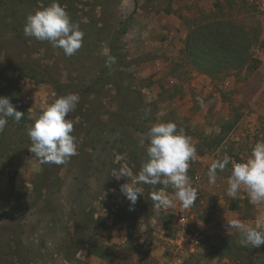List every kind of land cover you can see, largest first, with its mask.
Here are the masks:
<instances>
[{
	"label": "rangeland",
	"instance_id": "obj_1",
	"mask_svg": "<svg viewBox=\"0 0 264 264\" xmlns=\"http://www.w3.org/2000/svg\"><path fill=\"white\" fill-rule=\"evenodd\" d=\"M51 3L0 0V97L9 98L24 114L19 123L9 118L0 132V155L8 163L0 166L12 167L15 163L8 161L32 154L27 128L56 98L68 94L79 96L75 111L66 117L74 121L77 155L63 165L37 163L40 173L32 174L17 210L0 217L5 220L0 224V264H236L212 257L209 248L226 237L241 246L240 234L225 227L236 215L234 208L242 209L243 216L238 213L236 219L243 222L256 221L258 214L248 199L242 206L208 209L216 207L220 189L228 187L231 164L217 173L215 184L206 175L211 161L223 157L212 154L217 139L226 137L224 132L196 134V153L203 161H190L188 176L200 195L189 209L177 203L157 212L150 193L159 191L163 187L159 185H140L142 195L130 205L120 191L130 178H117L124 166L134 175L139 171L146 158L145 133L154 124L174 122L187 136H194L193 123L198 126L201 107L199 91L191 86L196 78L212 80L213 93L233 95L222 83L237 85L250 75L200 74L182 50L187 33L198 24L223 22L230 31L255 27L262 19L254 1L58 0L84 33L82 47L71 57L23 33L26 17ZM171 12L177 19L172 25L179 23L173 34L160 19ZM109 55L116 63L106 67ZM188 95L191 99H185ZM188 102L191 105L186 106ZM233 102L224 124L215 122L229 129L227 140L237 146L232 145L228 156L242 163L238 151L250 155L254 144L264 141V114L250 115L253 109L237 96ZM187 122L191 126L184 127ZM167 191L173 195L171 187ZM117 215H124V220H117ZM182 216L183 225L178 221ZM99 220L104 227L97 229ZM85 242L100 246L104 258L94 255ZM247 249L248 255L234 251L231 259L240 255L244 264H264V245Z\"/></svg>",
	"mask_w": 264,
	"mask_h": 264
},
{
	"label": "clouds",
	"instance_id": "obj_2",
	"mask_svg": "<svg viewBox=\"0 0 264 264\" xmlns=\"http://www.w3.org/2000/svg\"><path fill=\"white\" fill-rule=\"evenodd\" d=\"M23 33L37 41H46L53 48H59L66 57H71L82 47L84 33L79 24L73 22L65 7L52 0L29 14L25 19ZM116 63V58L108 56L105 66ZM203 103V101H200ZM79 103L77 94H68L56 98L27 128L31 141L28 149L40 164L63 165L77 155L76 138L72 135L74 121L69 114ZM24 114L17 111L9 98L0 97V132H3L9 118L19 123ZM145 136L148 140L145 160L134 175L124 166L118 170V178H130L120 186L121 194L135 205L143 189L140 185H162L159 191H152L150 198L154 209L159 212L179 206L189 209L197 199V189L191 184L188 170L190 161L196 160L197 153L191 138L183 128L178 129L174 122L156 123L149 128ZM231 164L227 180L226 195L235 199L241 191L246 192L252 205L264 204V141H257L250 155L242 163H237L228 155L214 159L208 166L206 175L210 184H215L217 173L223 172ZM171 187L170 197L166 189ZM226 230H236L243 247L251 245L259 248L264 245V217L254 222H243L233 218L226 223Z\"/></svg>",
	"mask_w": 264,
	"mask_h": 264
},
{
	"label": "crops",
	"instance_id": "obj_3",
	"mask_svg": "<svg viewBox=\"0 0 264 264\" xmlns=\"http://www.w3.org/2000/svg\"><path fill=\"white\" fill-rule=\"evenodd\" d=\"M245 2H249L251 0H244ZM253 1V0H252ZM174 13H170L169 18H160L161 21L167 23L166 28L167 32L170 34H173V32H176L177 28H179V23H176L175 25H172V19H176L175 16H173ZM177 20V19H176ZM261 29V40L263 42V46L258 49V60H259V69L257 71V68L255 71H253L246 79L239 82L237 85L234 84L232 81H224L223 84V90L225 92H232L233 95L228 94L225 95L223 91L213 93L212 91V80H210L207 77H198L196 80L191 82V86L194 88V91H199V97L203 101V103L199 102L201 104V107L199 108L200 116L196 118L198 122V126H194L193 123V129L192 134L194 136H190L191 142L196 146L197 143V133L205 130V134H211L212 129L215 131L216 134L221 135V133H225L226 137L222 138L221 136L217 139L216 143L214 144V153L212 154V157H219V154L221 155H228V152L232 151L233 147L237 146V144H234L233 142H229L227 140V136L230 134L229 129L227 128H221L220 125L217 126L215 121L224 122L228 119L229 115V109L231 108V105H233L234 98H237L242 100V103L247 102L249 104V109H253L250 115H261L264 114V21L260 22ZM234 96L233 98L227 97ZM189 95L185 97V99H189ZM198 98V99H200ZM191 99V98H190ZM193 99V98H192ZM193 101H196V99ZM191 105L189 102L186 104V106ZM219 107H223L224 110L220 111ZM245 109L248 110L247 105H244ZM204 110V112H203ZM185 114V113H184ZM187 115V114H185ZM209 115V116H207ZM210 116H213L211 121L208 119ZM187 125H184V127L191 126V122H187ZM213 128H211L212 125ZM186 130V128H185ZM191 130V129H189ZM232 132V131H231ZM235 145V146H232ZM196 148V147H195ZM224 148V149H223ZM225 150V151H224ZM237 152V151H236ZM246 152V153H245ZM238 151L239 157L242 158V160H246V158L249 156L246 150ZM251 152V150H250ZM230 154V153H229ZM0 155V165L8 164L7 159L5 156L1 157ZM196 161H203L202 158L197 155ZM195 161V160H194ZM10 163H15L14 166L8 167L7 165L2 167L0 166V217H8L11 214L14 213L18 205V202L23 201L24 194L27 192L28 187L30 186V178L32 177V174H39L40 169L37 168L38 161L32 154H26L23 153L17 158H14L12 161H8ZM14 174H16V178L14 177ZM226 186H223L222 189H220V193L218 195V200L216 207H208V209L215 211L219 208L228 207L231 206V203H237L239 206L244 205V202L246 199H248L246 192H240V194L235 198H230L226 195ZM167 194L171 197L169 191H167ZM200 195V193H197V197ZM201 202V201H200ZM202 203V202H201ZM209 206H212V203L208 204ZM232 209V208H231ZM231 211V210H230ZM236 212V215L233 214V218H238V213L240 214V217L243 216V211L241 209L240 211L235 210V208L232 210ZM252 211L255 212L258 218L264 217V204L261 205H252ZM5 221V220H3ZM3 221L0 219V224L3 223Z\"/></svg>",
	"mask_w": 264,
	"mask_h": 264
},
{
	"label": "trees",
	"instance_id": "obj_4",
	"mask_svg": "<svg viewBox=\"0 0 264 264\" xmlns=\"http://www.w3.org/2000/svg\"><path fill=\"white\" fill-rule=\"evenodd\" d=\"M254 26L249 31L238 27L230 31L227 29L229 25L223 22L198 24L187 33L182 55L200 74L213 76L226 72L245 71L249 75L257 68L258 61L254 59V52L263 46L260 23L257 21ZM129 210L131 211L132 208H128L127 211ZM122 216L124 215H117V220H124ZM96 224L97 229L104 227L103 220H99ZM84 244L94 255L104 258L105 255L100 246L93 245L91 242ZM209 249L212 257L231 260L236 264H244L246 259L244 261L243 256L240 255L231 259L234 257V251L243 252V255L244 253L248 255L250 251L247 247L237 246L229 237L220 240L217 245Z\"/></svg>",
	"mask_w": 264,
	"mask_h": 264
},
{
	"label": "built area",
	"instance_id": "obj_5",
	"mask_svg": "<svg viewBox=\"0 0 264 264\" xmlns=\"http://www.w3.org/2000/svg\"><path fill=\"white\" fill-rule=\"evenodd\" d=\"M254 3L256 4L257 8H258V11H259V14L261 16V19L264 21V0H253ZM179 223L180 224H185L186 222V218L185 217H180L178 219Z\"/></svg>",
	"mask_w": 264,
	"mask_h": 264
}]
</instances>
